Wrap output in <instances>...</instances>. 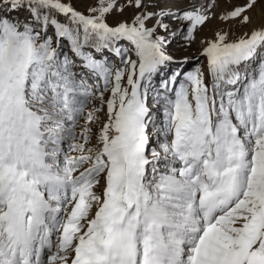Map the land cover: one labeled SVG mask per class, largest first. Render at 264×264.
<instances>
[{"label": "snow or ice", "instance_id": "obj_1", "mask_svg": "<svg viewBox=\"0 0 264 264\" xmlns=\"http://www.w3.org/2000/svg\"><path fill=\"white\" fill-rule=\"evenodd\" d=\"M0 264H264V0H0Z\"/></svg>", "mask_w": 264, "mask_h": 264}, {"label": "rangeland", "instance_id": "obj_2", "mask_svg": "<svg viewBox=\"0 0 264 264\" xmlns=\"http://www.w3.org/2000/svg\"><path fill=\"white\" fill-rule=\"evenodd\" d=\"M116 19H119L120 17L117 16L115 17ZM219 25L218 21H212V23L210 25H208L205 29H204V33L206 35H211V29H215L217 26ZM195 47H199V45H196ZM195 51V48L190 50V52L188 54H192Z\"/></svg>", "mask_w": 264, "mask_h": 264}]
</instances>
